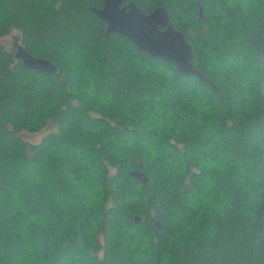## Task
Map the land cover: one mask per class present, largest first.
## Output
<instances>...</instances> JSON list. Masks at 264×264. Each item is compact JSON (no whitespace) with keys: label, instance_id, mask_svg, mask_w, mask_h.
Wrapping results in <instances>:
<instances>
[{"label":"trees","instance_id":"trees-1","mask_svg":"<svg viewBox=\"0 0 264 264\" xmlns=\"http://www.w3.org/2000/svg\"><path fill=\"white\" fill-rule=\"evenodd\" d=\"M130 1L217 90L106 35L103 0H0L57 68L0 40V264H264V0Z\"/></svg>","mask_w":264,"mask_h":264},{"label":"water","instance_id":"water-1","mask_svg":"<svg viewBox=\"0 0 264 264\" xmlns=\"http://www.w3.org/2000/svg\"><path fill=\"white\" fill-rule=\"evenodd\" d=\"M94 14L106 24V35L118 34L132 43L139 52L157 58L167 64H173L176 70L189 77H195L201 82L216 88L192 66L193 53L182 32L174 29L169 21L167 11L156 8L150 14H145L133 1L123 5V0H103L100 10ZM261 51L264 64V33L261 39ZM16 61H21L25 68L36 72L52 75L57 68L50 61L31 56L21 45L19 38L11 44ZM145 184L146 178L134 173ZM135 221L140 217L135 216Z\"/></svg>","mask_w":264,"mask_h":264},{"label":"rangeland","instance_id":"rangeland-1","mask_svg":"<svg viewBox=\"0 0 264 264\" xmlns=\"http://www.w3.org/2000/svg\"><path fill=\"white\" fill-rule=\"evenodd\" d=\"M15 38H18V34L13 31L10 35H8V36H6L0 40L6 47L11 48L12 47L11 44ZM54 130H55V127L51 123L50 125L46 126L45 128H43L42 130H40L39 132H36V133L22 132L20 134V137L26 142L37 143L48 132L54 131Z\"/></svg>","mask_w":264,"mask_h":264}]
</instances>
